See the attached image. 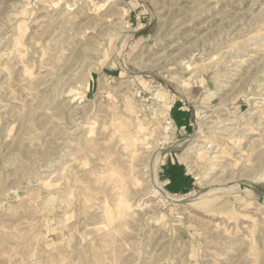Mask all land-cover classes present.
<instances>
[{
  "label": "rangeland",
  "instance_id": "rangeland-1",
  "mask_svg": "<svg viewBox=\"0 0 264 264\" xmlns=\"http://www.w3.org/2000/svg\"><path fill=\"white\" fill-rule=\"evenodd\" d=\"M0 264H264V0H0Z\"/></svg>",
  "mask_w": 264,
  "mask_h": 264
},
{
  "label": "crops",
  "instance_id": "crops-1",
  "mask_svg": "<svg viewBox=\"0 0 264 264\" xmlns=\"http://www.w3.org/2000/svg\"><path fill=\"white\" fill-rule=\"evenodd\" d=\"M180 127H187L188 113L177 108L173 113ZM158 180L166 191L172 194L186 195L195 189L196 182L191 174L180 162L167 154L157 173Z\"/></svg>",
  "mask_w": 264,
  "mask_h": 264
},
{
  "label": "bare ground",
  "instance_id": "bare-ground-1",
  "mask_svg": "<svg viewBox=\"0 0 264 264\" xmlns=\"http://www.w3.org/2000/svg\"><path fill=\"white\" fill-rule=\"evenodd\" d=\"M165 131V130H164ZM134 139V138H133ZM134 141V140H133ZM186 147V146H185ZM206 146H204V147H201V148H205ZM200 147H196L195 149H201ZM151 152H154L155 151V149H156V145H154L153 144V146L151 147ZM193 149V147H188V149L186 150V151H190V150H192ZM194 149V150H195ZM155 154H156V152H155ZM154 154V155H155ZM152 163H153V165H152V167L150 168V169H148V170H150L149 172H148V175H147V178L149 179V183L151 184V186H152V188H153V190H152V192L151 193H154V194H161V196L163 197V198H165V200L167 199V200H176V198L178 199L179 198V200H183L181 197L182 196H180V197H173V196H171V195H169L166 191H164L160 186H159V181H158V178H157V173H156V165H158L157 164V156H154V158H152ZM158 167V166H157ZM149 168V167H148ZM147 172V171H146ZM151 188V189H152ZM210 190V188L209 189H205V193H207L208 191ZM151 191V190H150ZM203 194V193H202ZM161 196H159V197H161ZM197 197V196H199V194H195V195H192V197ZM184 198V197H183ZM185 198H187V197H185ZM100 229V228H99Z\"/></svg>",
  "mask_w": 264,
  "mask_h": 264
}]
</instances>
